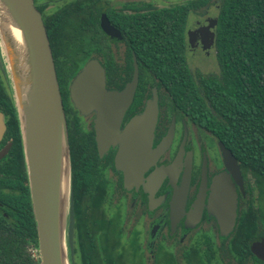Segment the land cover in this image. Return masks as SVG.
<instances>
[{
	"label": "trees",
	"instance_id": "16d2710c",
	"mask_svg": "<svg viewBox=\"0 0 264 264\" xmlns=\"http://www.w3.org/2000/svg\"><path fill=\"white\" fill-rule=\"evenodd\" d=\"M50 1L32 0L39 12ZM100 1L92 0V10H74L72 16L54 26L49 27L41 17L55 75L62 86L80 67L76 59L86 60L90 56L89 35L102 33L98 15L104 5ZM208 2L187 0L159 7L146 5L143 13L120 17L118 23L135 38L141 36L142 42L134 40L130 49L141 59L143 67L174 98L182 101L193 121L231 150L245 170L264 181V0L218 1L213 29L218 70L202 75L195 84L185 61V28L188 15ZM73 9L74 5L68 2L61 11ZM54 34L67 38H51ZM54 47L62 56H58ZM0 101H5V134L12 142L8 153L0 159V264H39L38 256L32 252L37 250L35 222L15 110L8 90L0 88ZM90 139L82 131H71L69 123L68 263L127 264V249L119 239V221L99 217L98 202H92ZM252 225L248 213H244L236 226ZM130 248L131 256L137 257L136 248Z\"/></svg>",
	"mask_w": 264,
	"mask_h": 264
},
{
	"label": "flooded vegetation",
	"instance_id": "af4514ba",
	"mask_svg": "<svg viewBox=\"0 0 264 264\" xmlns=\"http://www.w3.org/2000/svg\"><path fill=\"white\" fill-rule=\"evenodd\" d=\"M110 1H107V5L104 4L102 8L118 34L109 36L97 31L95 36L89 35L90 56L87 59H96L103 68L106 90H120L132 76V56H134L137 71L136 85L131 102L121 118L119 129L121 130L133 115L141 112L145 100L151 95V88L155 87L157 114L151 147L165 140L167 145L141 174L134 169L133 174L124 182L123 172L114 165L117 144H108L102 151H98L94 128L96 112L91 110L87 114H82L70 100L68 86L81 66L64 86L60 85L56 78L67 136L70 123L71 131H82L91 138L92 202H98L96 210L99 217L112 219L106 208L111 205L114 207L122 205L123 209L119 217V239L124 243L127 252L131 251V248L128 249L131 239L130 243L132 242V247L137 251V259L140 257L142 264H147L148 261L154 264L155 251L158 248L166 249V246L170 247L168 253L173 264H191V262L264 264V259L250 250L251 242L264 239V181L245 170L227 146L208 129L193 121L183 108L182 101L174 98L158 78L143 67L141 59L130 49L134 40L141 43L142 38L141 36L135 38L129 31L121 28L118 19L135 12L143 13L146 4L140 0H123L117 7H112ZM68 2L74 5V9L62 12V6ZM51 4L57 5L48 12L47 9ZM82 9L92 10V0H52L44 5L40 15L46 19L50 27L61 23L63 18L72 16L74 10ZM203 12L200 15L196 13L198 17L192 20L202 21L207 17H216L205 14V9ZM51 38L67 37L54 34ZM204 40L205 43H201L200 38L195 36L187 38L185 35L184 38L187 70L195 84H198L202 75L209 73L203 72L194 61L200 63L202 61H198L199 57L207 58L209 50L214 51V38L210 43L207 42L208 38ZM54 51L58 56H62L57 48L54 47ZM187 58H190L192 66L188 64ZM4 75L3 71L0 76V88L7 91L8 83ZM5 107V101H0V112L5 124L0 138V149L9 144L6 155L12 142L5 134L7 129ZM220 142L234 157L231 170L224 163ZM155 175L159 176L157 181L152 180ZM217 176L227 177L235 191L234 224L226 234L220 232L208 207ZM244 213H248L253 225L237 227L238 218Z\"/></svg>",
	"mask_w": 264,
	"mask_h": 264
},
{
	"label": "water",
	"instance_id": "95a60500",
	"mask_svg": "<svg viewBox=\"0 0 264 264\" xmlns=\"http://www.w3.org/2000/svg\"><path fill=\"white\" fill-rule=\"evenodd\" d=\"M209 20V21H208ZM216 17L192 20L185 30L187 38L211 42ZM98 25L109 36L118 34L104 9ZM12 28L18 30L21 50L16 48ZM0 59L15 110L26 183L35 222L39 264H69L67 224L69 200V148L66 123L58 91L53 60L40 12L32 0H0ZM120 90L104 88L103 68L94 58L87 59L71 78L68 91L73 106L82 114L91 110L98 151L117 144L114 165L123 172V180L139 174L165 149L167 140L151 147L156 121V91L145 100L140 113L119 129L125 109L131 102L137 71ZM5 129L0 112V138ZM9 144L0 149V158ZM226 167L231 170L234 157L219 143ZM129 171H132L129 173ZM238 173V172H237ZM158 175L152 177L157 181ZM222 234L231 230L235 219V191L227 177L217 176L208 201ZM197 220V218H195ZM250 250L264 259V239L250 243Z\"/></svg>",
	"mask_w": 264,
	"mask_h": 264
},
{
	"label": "rangeland",
	"instance_id": "374dc122",
	"mask_svg": "<svg viewBox=\"0 0 264 264\" xmlns=\"http://www.w3.org/2000/svg\"><path fill=\"white\" fill-rule=\"evenodd\" d=\"M107 1H109V0H101L100 2L103 5L104 4L107 5ZM140 1L144 2V4H146V5H150V7H159V6L181 4V3L186 2L187 0H140ZM218 1L219 0H209L208 4H206L204 7L201 6L194 13L193 12L190 13L188 15L187 23L190 22L193 18H197L198 17L196 15V13H198V15H200V13H204L203 12L204 9L206 10L205 14L214 15L215 16L216 13H217ZM122 2H123V0H111L110 1L112 7H117ZM57 4H59V3L57 2ZM57 4H51V7H49V9H47L48 12L53 10V8ZM202 15H204V14H202ZM74 51H75V49H74ZM75 52H73L72 54L75 55V58H79L77 56V54H75ZM85 61L86 60L76 59V62H78V64L80 66H82ZM187 61H188V64L192 66L190 58H187ZM198 61H202V62L198 63V62L194 61V63L197 66H199L203 72H206V73H215V72H217L218 66H217V63H216L214 51L212 49L209 50V56L207 58L199 57ZM2 70H3V66H2V61L0 59V76L3 73ZM4 76L6 77V75H4ZM6 81H7V79H6ZM120 205H121V203H120ZM263 206H264V202H263ZM121 207H122V205H121ZM121 207H114L113 205H111V206H108L106 209L111 214V217H113L115 220L119 221V219H120L119 217H120V215L122 213V209H123V207L122 208ZM95 241L98 242V237H96ZM130 241H131V239H129V243H130ZM129 243H128V246H129L128 249H130V247L132 246V242L130 244ZM165 248L166 249H164V248L163 249H159L158 248L155 251L154 264H173L172 261H171L172 258L170 256V254L168 253V251L170 250V247L166 246ZM32 252L36 253V255L38 256L37 250H33ZM125 260H126L127 264H136V262H137V264L141 263L140 257H138V259H137V257H136V259L133 258L131 256V254H130V251L125 253ZM147 264H151V261H148ZM191 264H195V263L191 262Z\"/></svg>",
	"mask_w": 264,
	"mask_h": 264
},
{
	"label": "bare ground",
	"instance_id": "6f19581e",
	"mask_svg": "<svg viewBox=\"0 0 264 264\" xmlns=\"http://www.w3.org/2000/svg\"><path fill=\"white\" fill-rule=\"evenodd\" d=\"M12 36L15 41L16 48L20 51L21 50V38L18 30L12 28Z\"/></svg>",
	"mask_w": 264,
	"mask_h": 264
}]
</instances>
